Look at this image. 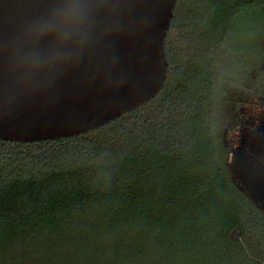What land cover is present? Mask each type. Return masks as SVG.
<instances>
[{"label":"trees","instance_id":"1","mask_svg":"<svg viewBox=\"0 0 264 264\" xmlns=\"http://www.w3.org/2000/svg\"><path fill=\"white\" fill-rule=\"evenodd\" d=\"M164 51L162 87L116 119L0 139V264H264L221 118L227 85L264 83V0H176Z\"/></svg>","mask_w":264,"mask_h":264},{"label":"water","instance_id":"2","mask_svg":"<svg viewBox=\"0 0 264 264\" xmlns=\"http://www.w3.org/2000/svg\"><path fill=\"white\" fill-rule=\"evenodd\" d=\"M175 3L0 0V139L71 137L150 100L166 77ZM239 179L264 200V170L245 165Z\"/></svg>","mask_w":264,"mask_h":264},{"label":"rangeland","instance_id":"3","mask_svg":"<svg viewBox=\"0 0 264 264\" xmlns=\"http://www.w3.org/2000/svg\"><path fill=\"white\" fill-rule=\"evenodd\" d=\"M251 69L249 71L250 77L253 72ZM252 78L254 81L244 77L245 84L227 85L226 89V95L229 99L223 105L221 118L224 138L230 149L232 166L236 165L238 158L245 157V154H247L251 164L260 166L259 161L256 160L261 161V157L264 156L263 154L258 158L255 154L250 153L248 151L250 147L247 146L248 142L246 145L242 142L246 136L259 137V140L255 138L254 142L262 141V148H264V83H256L255 77ZM258 128L260 131L257 130ZM251 136L246 141H250Z\"/></svg>","mask_w":264,"mask_h":264},{"label":"flooded vegetation","instance_id":"4","mask_svg":"<svg viewBox=\"0 0 264 264\" xmlns=\"http://www.w3.org/2000/svg\"><path fill=\"white\" fill-rule=\"evenodd\" d=\"M257 130L260 131V128H258ZM250 136L249 137L246 136V138L244 137V139H242L243 140L242 142L245 143V145H246V142H248L247 146L250 147V150H248V151L252 154H255L258 158H260L264 154V148H262V141H258L257 143H255L254 142L255 138L257 140H259V137H252V136H251L252 139L250 141H248V140L246 141V139L250 138ZM262 157H261V159H262L261 161L256 160V161H259L258 163L260 164V166H257V165L251 164V161L248 160L247 154H245V157L241 156V158H238L239 160H237V163L235 162L236 165L234 164L235 166H233L235 174H237L239 177V172L245 165H251L255 168H260V169L264 170V156H262ZM258 205L264 209V200L259 202Z\"/></svg>","mask_w":264,"mask_h":264},{"label":"clouds","instance_id":"5","mask_svg":"<svg viewBox=\"0 0 264 264\" xmlns=\"http://www.w3.org/2000/svg\"><path fill=\"white\" fill-rule=\"evenodd\" d=\"M47 25H43L41 30H47Z\"/></svg>","mask_w":264,"mask_h":264}]
</instances>
